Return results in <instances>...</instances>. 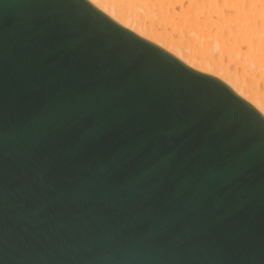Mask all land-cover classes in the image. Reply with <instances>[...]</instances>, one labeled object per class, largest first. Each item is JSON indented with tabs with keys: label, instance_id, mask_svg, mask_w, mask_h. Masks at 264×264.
<instances>
[{
	"label": "water",
	"instance_id": "95a60500",
	"mask_svg": "<svg viewBox=\"0 0 264 264\" xmlns=\"http://www.w3.org/2000/svg\"><path fill=\"white\" fill-rule=\"evenodd\" d=\"M0 264H264V113L91 0H0Z\"/></svg>",
	"mask_w": 264,
	"mask_h": 264
},
{
	"label": "bare ground",
	"instance_id": "6f19581e",
	"mask_svg": "<svg viewBox=\"0 0 264 264\" xmlns=\"http://www.w3.org/2000/svg\"><path fill=\"white\" fill-rule=\"evenodd\" d=\"M264 113V0H91Z\"/></svg>",
	"mask_w": 264,
	"mask_h": 264
}]
</instances>
